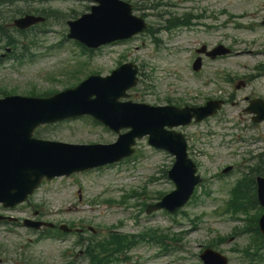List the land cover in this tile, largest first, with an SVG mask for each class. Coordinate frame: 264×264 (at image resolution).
Returning <instances> with one entry per match:
<instances>
[{
  "label": "rangeland",
  "instance_id": "rangeland-1",
  "mask_svg": "<svg viewBox=\"0 0 264 264\" xmlns=\"http://www.w3.org/2000/svg\"><path fill=\"white\" fill-rule=\"evenodd\" d=\"M128 2L143 6L134 14L140 17L144 14L142 18L152 28L151 33L146 31L132 41L104 46L86 55L66 38V21L89 12L91 4L88 0H54L47 5H40L35 0L28 3L32 5L31 9L44 7L58 12L46 21L45 27H39L45 33L37 32L39 29L18 33L11 25L18 15L11 8L0 7L4 18L1 22L8 37L0 40V88L16 91L18 95L33 89L36 93L56 91L67 83L70 72L81 65L83 73L75 75L67 88L76 85L87 73L106 76L120 64L131 62L143 74L131 93L133 101L166 105L177 100L180 104L198 106L215 97H230L215 117L181 129L188 139L189 157L198 165L202 177L207 179L203 188L209 184L208 188H215L213 198L200 194L185 207L184 215L173 217L153 213L147 216L142 204H153L160 192L166 194L174 189L164 173L172 166L173 158L148 147L143 139L138 143L136 156L127 163L71 179H57L53 185L43 186L30 202L42 207L43 220L83 227L84 237L91 235L92 230L98 242L110 231L137 235L149 227L162 230L169 237L176 236L175 241L166 240L171 246L168 251L142 243L117 264H201L200 251L208 245L226 255L229 264H249L239 250L251 245L252 237L230 236L240 223L219 212L227 199V195L219 190L225 183L209 182V179L225 165L236 166L237 171L227 177L232 183L241 171H247L249 164L259 161L264 173V152L261 153L264 149V124H253L243 112L246 96L260 95L264 98V28L260 24L264 17V0ZM185 14L203 18L189 20L190 27H179L171 32L163 29L169 17L183 18ZM208 23L212 26L218 24V29L205 27L204 24ZM11 39L15 44L22 42L33 54L30 59L26 57L20 66L1 58L6 51V42ZM60 42L61 45L57 46ZM217 44L231 48L234 55L203 63L202 72L195 75L191 70L195 49L201 45L211 49ZM16 50L20 51L21 47H16ZM260 67L263 68L261 72L258 71ZM226 74L233 79L231 83L222 82L221 78ZM210 78L213 81L215 78V82ZM244 79L249 84L236 89L235 85ZM39 133L69 143H110L116 138L101 126L82 119L42 129ZM148 178L150 184L141 200L130 198L126 204H117L124 194L136 190L141 183H148ZM108 200L116 203L109 204ZM26 207L24 205L11 214H24ZM21 232L24 234L17 239L14 234L0 229V247L4 251L2 255L11 260L8 264H59L61 253L72 247L75 241V236L58 239L40 235L36 238L35 233L23 229L18 233ZM219 237L229 238L219 241ZM80 250L83 249L78 246L74 252ZM75 264H88V261L77 260ZM253 264H264V261Z\"/></svg>",
  "mask_w": 264,
  "mask_h": 264
},
{
  "label": "water",
  "instance_id": "water-1",
  "mask_svg": "<svg viewBox=\"0 0 264 264\" xmlns=\"http://www.w3.org/2000/svg\"><path fill=\"white\" fill-rule=\"evenodd\" d=\"M103 3H101L102 9L108 7ZM97 18L99 20L93 17L83 23L80 32L72 30V35L84 39L85 42L92 41L93 45L108 42L109 37L113 36L112 34L109 37L106 36L114 29L112 22L107 19L106 15ZM35 22L28 18L17 22L16 25L24 28ZM84 91L86 92L81 87L47 100L19 97L0 100V203L5 206H13L22 201L27 191L35 188L42 177L52 179L55 176L68 175L74 171L87 170L103 162L114 161L113 157L124 148L125 141L123 140L115 147L102 148L76 147L30 139L32 130L39 124L81 113H87L115 130L125 124L134 126V123L138 122L136 129L145 134L148 133L152 145L165 146L163 148L177 156L178 163H186L182 147L183 141H178L175 137H163L165 134L161 129L164 125H172L170 118L175 116V119L183 120L191 112L197 116L199 121L202 117L196 111L185 109L172 115L165 109L146 107L127 109L116 103V99L123 95V92H112V95L107 98L104 91L100 90L95 93L96 98L102 96L105 99L97 98L96 101H91L90 95L87 96ZM124 139H129V137L126 136ZM167 143L174 148L166 147ZM260 186L264 193V182H261ZM186 198L187 195L183 200L179 199V201L182 200L180 204ZM168 204L174 205L171 202ZM203 260L205 264H225L223 258L210 252H206Z\"/></svg>",
  "mask_w": 264,
  "mask_h": 264
}]
</instances>
